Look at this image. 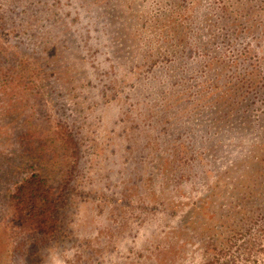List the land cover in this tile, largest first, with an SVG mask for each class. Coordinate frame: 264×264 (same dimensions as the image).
I'll return each instance as SVG.
<instances>
[{
  "label": "rangeland",
  "instance_id": "374dc122",
  "mask_svg": "<svg viewBox=\"0 0 264 264\" xmlns=\"http://www.w3.org/2000/svg\"><path fill=\"white\" fill-rule=\"evenodd\" d=\"M0 47V264H264V0H0Z\"/></svg>",
  "mask_w": 264,
  "mask_h": 264
},
{
  "label": "trees",
  "instance_id": "16d2710c",
  "mask_svg": "<svg viewBox=\"0 0 264 264\" xmlns=\"http://www.w3.org/2000/svg\"><path fill=\"white\" fill-rule=\"evenodd\" d=\"M2 72L3 71L0 70V75L2 74ZM18 84H20L25 89H29L30 88V80L29 79L23 80L22 82H20ZM49 145H50V142H49ZM61 160H62V156H61ZM41 184H46V183H45L43 177H41L40 175L36 174L33 177L25 178L24 181H23L22 186H20L18 189L19 190L28 189V188H31V187L37 188ZM33 190H34V193L30 192L29 199L26 200L28 202V204L30 205L31 209H33L35 206L39 207V205H38L39 203H40V208L41 207L42 208H46L45 204H48L49 208H51L52 206L55 205V203L53 201H49L48 198H46L47 197L46 195H42L40 192L36 191L35 189H33ZM37 193H39V195ZM46 193H47V191H46ZM31 194H36L37 197H35L34 199H31ZM231 243H232V241L229 244H231ZM252 246H253V243L250 244L249 248H251ZM243 252H247V248L243 249ZM215 261H216L215 260V256H212L204 264H214Z\"/></svg>",
  "mask_w": 264,
  "mask_h": 264
}]
</instances>
